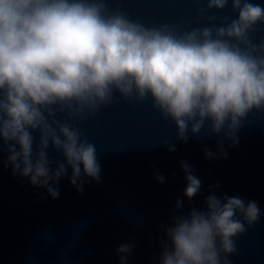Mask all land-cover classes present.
Listing matches in <instances>:
<instances>
[{
  "label": "clouds",
  "instance_id": "1",
  "mask_svg": "<svg viewBox=\"0 0 264 264\" xmlns=\"http://www.w3.org/2000/svg\"><path fill=\"white\" fill-rule=\"evenodd\" d=\"M228 2L207 0V9H223ZM231 3L237 19L176 34L167 25L147 28L121 13L106 15L104 0H0V138L15 142L9 144L14 172L30 176L36 186L58 182L67 168L49 167L51 142L71 167L72 184L81 165L84 175L99 182L95 145L73 124L49 117L61 111L82 119L111 103L116 93L126 99L151 96L154 107L174 120L181 140H187L190 122L197 133L210 120L211 131H225L236 143L241 118L264 106V45L247 39L249 29L264 22V7L251 0ZM29 129L40 132L35 159ZM183 167L185 195L191 199L201 181ZM48 192L59 195L51 187ZM206 203V212L175 218L167 229L172 247L164 250L161 264H221L220 253L234 252L232 238L245 231L237 213L249 224L260 215L256 202L245 204L239 197L222 202L210 195Z\"/></svg>",
  "mask_w": 264,
  "mask_h": 264
},
{
  "label": "water",
  "instance_id": "2",
  "mask_svg": "<svg viewBox=\"0 0 264 264\" xmlns=\"http://www.w3.org/2000/svg\"><path fill=\"white\" fill-rule=\"evenodd\" d=\"M251 2L264 7V0ZM104 3L106 15L121 13L147 28L167 25L176 34L224 26L225 17L228 22L238 18L231 0L223 9L210 10L207 0ZM212 16L215 19L209 20ZM247 39L250 45H264V22L254 24ZM53 119L73 124L82 139L95 145L99 182L84 175L81 165V176L72 184L71 167L50 142L49 167L54 171L64 163L67 168L58 182L49 181L48 187L59 190L53 198L48 187L33 185L30 176L14 172L9 144L15 142L0 138V264H161L164 250L172 247L167 229L192 210L206 212L210 195L222 202L225 197H239L245 204L254 201L260 209L251 224L237 213L245 231L232 238L234 252L220 253L221 264H264V106L241 118L236 143L225 131H211L210 120L197 133L190 122L187 140H181L174 120L154 107L151 96L126 99L116 93L95 114L81 119L57 111L49 117ZM29 131L35 159L40 132ZM185 164L201 181L191 199L185 195ZM122 245H129L130 251L119 252Z\"/></svg>",
  "mask_w": 264,
  "mask_h": 264
}]
</instances>
